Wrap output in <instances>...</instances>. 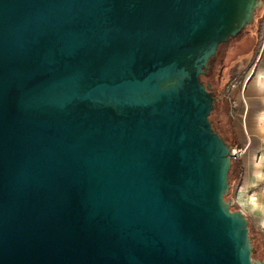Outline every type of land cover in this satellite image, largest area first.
I'll return each mask as SVG.
<instances>
[{
    "label": "water",
    "instance_id": "95a60500",
    "mask_svg": "<svg viewBox=\"0 0 264 264\" xmlns=\"http://www.w3.org/2000/svg\"><path fill=\"white\" fill-rule=\"evenodd\" d=\"M264 0H0V264H264L200 76Z\"/></svg>",
    "mask_w": 264,
    "mask_h": 264
},
{
    "label": "crops",
    "instance_id": "0c3cea01",
    "mask_svg": "<svg viewBox=\"0 0 264 264\" xmlns=\"http://www.w3.org/2000/svg\"><path fill=\"white\" fill-rule=\"evenodd\" d=\"M247 50L239 51L247 58H239L232 67L238 64L231 97L234 147L242 150L233 201L260 236L264 253V11L255 43Z\"/></svg>",
    "mask_w": 264,
    "mask_h": 264
},
{
    "label": "trees",
    "instance_id": "16d2710c",
    "mask_svg": "<svg viewBox=\"0 0 264 264\" xmlns=\"http://www.w3.org/2000/svg\"><path fill=\"white\" fill-rule=\"evenodd\" d=\"M262 10L264 11V6L262 7L261 10L255 13V19L258 18L261 12L262 13L260 16H262L263 14ZM255 19L246 29H243L235 37L230 38L227 42L219 44L216 54L211 58L210 63H209V65L212 68L210 70L208 69L204 75L200 76V81L203 84L205 85L208 83L210 84V91L214 93V96L217 99L209 115L211 126L214 129V131L217 132L230 147H234L237 144L235 140L236 138H235V133H234V128L232 126V123L230 126L223 125L221 128H218V125L216 124L218 122V119L216 122L214 118V112L216 109L218 110V108H221L223 106V101L220 98V92L224 89V86L227 81L224 76L225 72H227L229 68L233 67V65L235 64V62H237V60H239V58H242V57L247 58V55L241 56V57H239L238 55L237 58L235 57V55L240 49L246 48V46H249L255 43L256 29H257V25L256 23H254ZM229 57H232V59L230 60ZM229 60H230V64L228 65L230 66L228 65L225 66V63H227ZM215 67L217 68L221 67L220 70L218 71L219 77H220V81L218 82V85H220L219 89H216L215 86L208 79V76L215 71ZM223 112L224 111L222 109L221 114H223ZM240 170H241L240 165L238 163L232 162V165L228 172L229 189L231 187V174L234 171H237V176H239ZM225 198L226 199L229 198V193L225 196ZM248 227H249V235L252 237V245L254 249V253L252 254V257L262 260L264 259V253L262 250L261 238L258 235V233L254 229L251 228L249 224H248Z\"/></svg>",
    "mask_w": 264,
    "mask_h": 264
},
{
    "label": "rangeland",
    "instance_id": "374dc122",
    "mask_svg": "<svg viewBox=\"0 0 264 264\" xmlns=\"http://www.w3.org/2000/svg\"><path fill=\"white\" fill-rule=\"evenodd\" d=\"M262 9V8H261ZM260 9V10H261ZM263 11V10H262ZM262 13V12H261ZM260 13V15H261ZM258 16L257 19H255V22L256 25H257V28L260 27V24H261V21H262V16ZM252 45H249V46H246V48H243V49H240L239 51L242 52V51H248L247 49L250 48ZM239 51L237 52V54L235 55V57L237 58V56H245L246 55V52L244 53H241L239 54ZM230 60L232 59V57H229ZM230 60L225 63V66L230 64ZM242 61V60H241ZM241 64V63H240ZM230 66V65H228ZM238 64L235 65L234 68H229V70H227V72H225L224 76L226 78V84L224 86V89L220 92V98L221 100L223 101V106L221 108H218V110L216 109L215 112H214V118L217 122V119H218V122L216 123L218 125V128H221L223 125L226 126V125H231L232 121H231V97H232V90H229L227 92L228 89H232L231 86L232 85H235L236 81L233 79L236 78V70H237V67ZM221 67H215V71L213 73H211L209 76H208V79L211 81V83L215 86L216 89H219V86L218 85V82L220 81V77H219V73L218 71L220 70ZM218 69V70H217ZM218 73V74H217ZM223 109V114H221V111ZM220 119V120H219ZM239 159V158H238ZM237 159V160H238ZM237 160H232V162H235L237 163ZM238 177L237 176V171H234L232 174H231V187L229 189V198H234V190H235V187L238 183ZM232 208H237V206L234 204V206ZM253 229V227H251Z\"/></svg>",
    "mask_w": 264,
    "mask_h": 264
},
{
    "label": "built area",
    "instance_id": "2783aa9c",
    "mask_svg": "<svg viewBox=\"0 0 264 264\" xmlns=\"http://www.w3.org/2000/svg\"><path fill=\"white\" fill-rule=\"evenodd\" d=\"M233 87H234V85L231 86L232 89H233ZM232 89H228L227 92L229 90H232ZM230 152H231V159L232 160H237L242 154V150L238 149V148H235V147H231Z\"/></svg>",
    "mask_w": 264,
    "mask_h": 264
}]
</instances>
